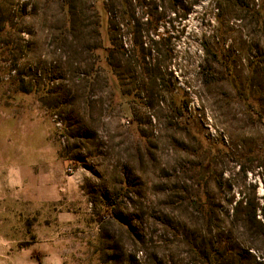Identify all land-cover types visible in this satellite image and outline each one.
Masks as SVG:
<instances>
[{"label": "rangeland", "instance_id": "374dc122", "mask_svg": "<svg viewBox=\"0 0 264 264\" xmlns=\"http://www.w3.org/2000/svg\"><path fill=\"white\" fill-rule=\"evenodd\" d=\"M0 233V264H264V0H0Z\"/></svg>", "mask_w": 264, "mask_h": 264}, {"label": "crops", "instance_id": "0c3cea01", "mask_svg": "<svg viewBox=\"0 0 264 264\" xmlns=\"http://www.w3.org/2000/svg\"><path fill=\"white\" fill-rule=\"evenodd\" d=\"M8 176L9 175L7 174L6 180H8V178H9V180L14 179L13 173H11V177H8ZM0 239L5 240V246L4 247L0 243V249L3 250V254L7 255V254L11 253L12 256L13 255L15 256V251L13 249H11L13 247V244H14V241H13L14 239L6 236L5 234L3 235L1 233H0ZM6 244H7V246H6ZM0 253H1V251H0Z\"/></svg>", "mask_w": 264, "mask_h": 264}, {"label": "trees", "instance_id": "16d2710c", "mask_svg": "<svg viewBox=\"0 0 264 264\" xmlns=\"http://www.w3.org/2000/svg\"><path fill=\"white\" fill-rule=\"evenodd\" d=\"M105 49L108 51L109 54L112 52V47H110V46L105 47ZM207 74L208 75L210 74L209 76H213L214 75L213 73H207Z\"/></svg>", "mask_w": 264, "mask_h": 264}]
</instances>
